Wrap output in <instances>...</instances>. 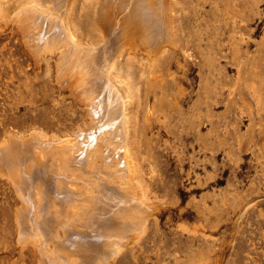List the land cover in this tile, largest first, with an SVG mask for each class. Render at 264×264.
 <instances>
[{
  "label": "rangeland",
  "instance_id": "1",
  "mask_svg": "<svg viewBox=\"0 0 264 264\" xmlns=\"http://www.w3.org/2000/svg\"><path fill=\"white\" fill-rule=\"evenodd\" d=\"M21 1L1 0L3 15L9 14L0 21V49L6 51L0 53V141L9 130L29 134V128L37 126L61 135L89 122L87 105L68 85L57 83L53 57L45 55L41 65L34 63L22 30L10 20L29 3ZM87 1L74 0L71 17L83 34L94 29L86 33L95 40L100 34ZM183 2L185 12L177 14L176 25L185 16L187 47L191 54L202 50L206 64L185 74L199 57L171 48L156 61L145 52L125 51L113 70L115 77L122 74L123 81L130 73L140 86V103L135 96L127 104L129 115L135 116L130 115L134 138L131 133L130 137L140 179L159 209L150 218L147 234L130 239L111 264H264V111L260 119L256 101L245 95L254 111L250 123L248 113L243 119L238 113L243 101L229 94L230 86L246 89L245 80L239 79L240 65L247 67L250 82L264 93V0L235 7L239 11L235 22L223 8L224 0ZM177 37L185 45V33L177 30ZM233 46L236 60L231 59ZM166 59L176 66L163 64ZM154 75L164 81L169 94L170 124L153 114L158 100L144 96ZM186 95L181 102L179 98ZM9 184L0 176V264H39L36 245L19 241L16 212L21 199Z\"/></svg>",
  "mask_w": 264,
  "mask_h": 264
},
{
  "label": "bare ground",
  "instance_id": "2",
  "mask_svg": "<svg viewBox=\"0 0 264 264\" xmlns=\"http://www.w3.org/2000/svg\"><path fill=\"white\" fill-rule=\"evenodd\" d=\"M88 1L100 34L95 40L86 33L94 29L83 34L71 17L74 0H29L10 19L22 30L34 63L41 65L45 55L53 57L57 83L68 85L76 99L87 105L89 114L88 124L74 132L58 135L33 125L29 134L7 129L0 141V176L10 181L21 199L16 212L19 241L36 245L39 264H111L130 239L139 240L147 234L150 218L159 209L140 179L132 148L134 121L130 115L135 116L130 110L129 115L127 104L135 96L140 103V86L130 73L126 81L122 74L113 75L122 53L145 52L156 61L167 50L180 48L188 56L199 57L185 74L207 63L202 50L191 54L187 47L190 34L185 16L182 25H176L180 23L177 14L185 12L184 0ZM260 2L224 0L223 8L235 22V13H239L235 7ZM1 3L0 21L9 14L3 15ZM177 30L185 33V45L179 43ZM229 49L231 59L236 60L237 49ZM163 64L176 66L170 59ZM238 73L246 89L230 86L229 94L243 101L238 113L242 119L248 113L252 123L254 111L244 97L249 94L256 101V115L262 119L264 93L261 86L250 82L245 65L239 66ZM219 87L226 89V85ZM145 89L144 96L150 94L158 100L152 106L153 114L158 115V121L170 124L172 105L166 103L169 94L164 81L154 75ZM187 97L179 100L184 103ZM139 133L142 135V130Z\"/></svg>",
  "mask_w": 264,
  "mask_h": 264
}]
</instances>
